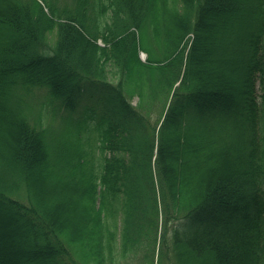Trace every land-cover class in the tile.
Returning a JSON list of instances; mask_svg holds the SVG:
<instances>
[{
    "label": "trees",
    "instance_id": "1",
    "mask_svg": "<svg viewBox=\"0 0 264 264\" xmlns=\"http://www.w3.org/2000/svg\"><path fill=\"white\" fill-rule=\"evenodd\" d=\"M48 8L0 0V239L11 240L4 249H15L19 264H156L161 227L158 264H264V99L261 107L254 95L257 72L264 82V0ZM209 37L221 56L215 81L226 86L200 74ZM180 77L156 135L127 96L155 109ZM33 88L47 90L57 110L32 118L23 94ZM94 92L114 106L85 103ZM61 114L62 134L43 125ZM193 146L226 168L200 189L185 180ZM45 175L63 195L52 203L38 190Z\"/></svg>",
    "mask_w": 264,
    "mask_h": 264
},
{
    "label": "rangeland",
    "instance_id": "2",
    "mask_svg": "<svg viewBox=\"0 0 264 264\" xmlns=\"http://www.w3.org/2000/svg\"><path fill=\"white\" fill-rule=\"evenodd\" d=\"M212 25H215L217 23L216 19L211 20L210 22ZM205 43L203 45V49L200 52L204 56V60H206V63L204 62V69L200 74L204 78L205 84H223L226 86V83L215 81V79H219L220 76L214 74L216 72V67L219 65L218 62L221 60V56L213 55L214 51L217 48V44L214 42L213 37L205 38ZM50 44H54V40L52 37V40L50 39ZM207 56V57H206ZM199 66V65H198ZM201 76V77H202ZM258 94H262L263 91L260 87V85L257 88ZM25 105L29 111V113L37 118L39 113L47 106V97L43 91H33L31 94H29L25 98ZM47 108V107H46ZM34 118V119H36ZM156 116L153 115V119H155ZM37 120V119H36ZM52 124L53 130L57 133H61L63 131V126H61V119L55 118V119H49L48 122L45 121L44 125L48 126ZM6 135H4V138ZM8 138V137H6ZM5 143H9V139H4ZM173 143V142H172ZM204 153H199L196 149V146L190 147L188 150V166L185 174V180L186 182H191L190 184L195 187V189H200L204 183H207L210 177H213L214 174L225 172L226 168L220 164L216 160H209L204 158ZM38 184V190L39 192L48 200V202L52 203L55 200L61 199L62 192L58 191L54 187V181L51 179H48V177L42 176L37 179ZM194 189V188H193ZM77 197H75V200ZM64 204L66 205V217L71 220V223L74 225H78L77 213L71 212V207L73 202L65 200ZM10 238H2L0 239V264H19V261L21 260L22 256L13 248H7L10 243ZM137 264V263H133Z\"/></svg>",
    "mask_w": 264,
    "mask_h": 264
},
{
    "label": "bare ground",
    "instance_id": "3",
    "mask_svg": "<svg viewBox=\"0 0 264 264\" xmlns=\"http://www.w3.org/2000/svg\"><path fill=\"white\" fill-rule=\"evenodd\" d=\"M156 111L158 113H160L161 115L165 116L167 114L168 108H165V107H157L156 108ZM38 260L39 259L37 257L33 258V262H38Z\"/></svg>",
    "mask_w": 264,
    "mask_h": 264
}]
</instances>
